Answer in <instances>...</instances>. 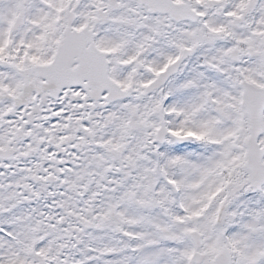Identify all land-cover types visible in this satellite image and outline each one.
Segmentation results:
<instances>
[{
    "label": "snow or ice",
    "instance_id": "snow-or-ice-1",
    "mask_svg": "<svg viewBox=\"0 0 264 264\" xmlns=\"http://www.w3.org/2000/svg\"><path fill=\"white\" fill-rule=\"evenodd\" d=\"M0 264H264V0H0Z\"/></svg>",
    "mask_w": 264,
    "mask_h": 264
}]
</instances>
